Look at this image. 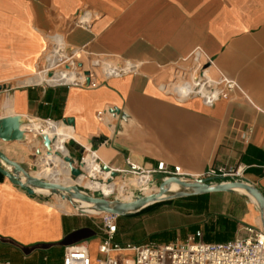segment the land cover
Here are the masks:
<instances>
[{
	"label": "crops",
	"instance_id": "0c3cea01",
	"mask_svg": "<svg viewBox=\"0 0 264 264\" xmlns=\"http://www.w3.org/2000/svg\"><path fill=\"white\" fill-rule=\"evenodd\" d=\"M83 12L92 16L87 26L74 21ZM52 38L67 52L79 50L74 60L95 86L24 83L43 64ZM195 50L235 80L250 102L235 94L207 106L161 93L165 65ZM93 57L123 63L96 65ZM102 63L138 67L106 76ZM1 87L0 119L61 124L72 135L66 142L73 160L79 159V136L98 138L84 155L91 149L112 169L125 168L127 158L145 168L164 162L191 175L241 165L244 182L264 197V0H0ZM114 108L120 114L110 113ZM39 141H0L6 147L0 151L28 173L44 158L35 155ZM40 195H28L0 174V262L62 264L64 249L80 244L97 257L104 238L100 217L63 212ZM243 199V212L231 218L235 230L260 224L257 206Z\"/></svg>",
	"mask_w": 264,
	"mask_h": 264
},
{
	"label": "built area",
	"instance_id": "2783aa9c",
	"mask_svg": "<svg viewBox=\"0 0 264 264\" xmlns=\"http://www.w3.org/2000/svg\"><path fill=\"white\" fill-rule=\"evenodd\" d=\"M91 19L92 16L88 12H83L74 21L81 26H87ZM61 45L55 42L49 44L47 54L43 64L37 70V74L54 76L55 73H61L63 79L51 83L43 81L34 84L66 87L95 86L96 84L90 78L89 73L84 72L81 64L74 60L79 50L74 49L67 52L64 45ZM92 63L98 65L94 61ZM211 66L212 61L205 58L200 50H195L190 56L165 65L167 77L157 84V89L164 95L179 101L199 98L207 106H212L219 100L232 99L235 94L250 102L246 93L235 80L222 73L212 76L209 72ZM137 67L136 64L131 63L130 66L115 68L105 75L118 76ZM102 114L103 112L97 113L98 116ZM24 120L23 125L34 123L39 127L48 126L50 122V120L30 118H24ZM21 130L31 134L29 129L21 128ZM247 133L249 134L251 131ZM33 135L40 140L39 143L41 144L43 134L37 132ZM50 141L51 146L53 142ZM248 141V136L243 139L244 143ZM89 153L92 156L94 151L92 152L90 149ZM93 161L96 163V174H98L103 170L102 166L105 164L95 157ZM74 165L79 168V163L75 162ZM125 165L126 167L123 169L109 167L104 180L98 177L91 178L104 185L114 183L116 179L124 183V180L131 178L137 182L131 187L127 186L126 183V187L122 191L120 189L114 190L112 194L108 195V198L112 197V200L125 202V198H128V201H133L138 196H136L137 193L145 196L143 191L146 189L157 192L159 185L171 177L186 182L206 180L209 184H225L242 181L245 171L241 165L235 167L213 165L201 174L191 175L185 173L179 166H167L164 162H157L154 167L145 168L128 158L125 160ZM113 172L116 173V176H112ZM156 175L161 176L159 181L155 179ZM99 215L104 238L97 246L98 256L93 259L85 245H75L64 249L62 264H264V229L261 218L257 227L240 226L236 230L234 239L227 242H204L202 240L203 233L196 230L194 233L188 234L184 241L136 246L130 243L120 245L114 241L119 217L117 214L103 212ZM113 255H119L120 260L119 257ZM0 264L10 263L5 261L0 262Z\"/></svg>",
	"mask_w": 264,
	"mask_h": 264
},
{
	"label": "rangeland",
	"instance_id": "374dc122",
	"mask_svg": "<svg viewBox=\"0 0 264 264\" xmlns=\"http://www.w3.org/2000/svg\"><path fill=\"white\" fill-rule=\"evenodd\" d=\"M258 1V0H253ZM94 62L98 64L101 61H109L111 63L122 64L123 62L117 59L103 58V57H93ZM212 76H215L219 73V70L213 69L210 72ZM31 134L37 133L30 131ZM35 139H31L29 143H25L27 146L34 144ZM67 141V140H66ZM65 141V142H66ZM2 148L5 145L0 143ZM68 151V156H70L69 151L70 145L68 146L67 142L64 143ZM39 145L37 146V148ZM36 148V149H37ZM81 148V149H80ZM79 159L75 160L76 163H79L84 155V150L80 147ZM9 153V150H5ZM11 152V151H10ZM71 157V156H70ZM40 161H34V166L30 167V170L27 174L32 177L46 179L45 176H37L32 174L39 170L38 164ZM83 175L91 180L98 182L97 180H92V177H96L95 174L89 173ZM241 182H244L242 179ZM124 183H127V186L133 185L132 179L124 180ZM245 183V182H244ZM121 185V182L116 180V185L114 190L118 189ZM77 187V186H74ZM81 192L85 194L93 195V197H102L104 199L112 200V197L108 198V194L92 190H88L82 187H77ZM145 191V190H144ZM143 191V192H144ZM119 192V191H118ZM55 194L57 196H55ZM58 192L50 193L48 195H40L45 200L55 207H59V199L61 196ZM140 195L139 193L136 194ZM165 196V195H164ZM202 196V197H201ZM248 198L251 199L249 195ZM247 198L241 192H222V193H211L206 195H191L186 197H172L161 200L157 203L158 205H149V209L130 216H119L117 220V236L115 237V242L120 245H125L130 243L132 245H143V244H167L177 242L178 240L184 241L188 234L194 233L196 230H200L203 233L202 240L206 242L205 237H209L207 242L210 243H222L223 240L214 236V233L209 231V229H218L221 228V219H227L228 221L234 222L231 219L234 215L237 217L244 210V202ZM131 202V201H130ZM156 204V203H154ZM61 210V209H60ZM63 212H73L67 208H62ZM98 213V214H96ZM102 211H91L92 216L100 217ZM243 226V225H242ZM240 227V226H239ZM237 227V229L239 228ZM236 229V230H237ZM215 230V231H216ZM236 230L230 238L231 241L235 237ZM114 257H119V255H113ZM129 257V256H127ZM96 258V257H95ZM120 260V257H119Z\"/></svg>",
	"mask_w": 264,
	"mask_h": 264
},
{
	"label": "water",
	"instance_id": "95a60500",
	"mask_svg": "<svg viewBox=\"0 0 264 264\" xmlns=\"http://www.w3.org/2000/svg\"><path fill=\"white\" fill-rule=\"evenodd\" d=\"M2 87L0 88V90ZM110 113L113 114H120V111L117 108L111 109ZM25 122L24 118L14 115V116H6L0 119V141L2 142H22V143H29L31 139H35L34 135L28 134L27 132H24L21 130V125H23ZM68 122H72V120H68ZM41 144L39 147L35 150L36 156H43L44 150H48L51 144V141L48 137L42 136L41 137ZM99 140L98 138H94L92 140H89L91 143H96V141ZM63 160L65 163H67L70 175L73 178H76L81 175V167H82V160L79 162V168L75 167L74 163L75 160H73L70 156L63 157ZM4 166L9 167L10 170H6ZM102 169L104 171H108L109 167L106 165L102 166ZM0 174L4 176L10 183H12L14 186H17L24 190L28 195H35L37 194L35 192L36 188L41 189H47L51 193L58 192L59 194L64 193H70L76 198L89 202V203H95V204H101L102 205V213H113L117 214L118 216H130L134 215L147 206L157 203L161 200L172 198V197H186L191 195H205V194H211V193H222V192H236L233 189L234 188H240L246 191L247 194H244L246 197L249 195L254 199V204L257 206L260 217L262 220V226L264 229V197L262 194L253 186L238 181V182H231V183H217V184H209L206 182V180H197L192 182H186L179 180L177 178L171 177L165 179L163 183L159 185V190L152 194V196H141L138 195L133 201L131 202H120L118 200H105L101 197H93L90 194H85L81 192L77 187H64L60 186L58 184L46 182L44 180L36 179L31 177L29 174H27L21 166L11 161L7 156H5L0 151ZM112 176H116V173L113 172ZM155 179L159 181L161 179L160 175H156ZM168 183H177L180 186H187L189 190L180 191L173 196H168L167 198H160L163 195L168 194V190L166 189V185ZM250 199V198H249ZM251 200V199H250ZM151 201L150 204L148 202ZM129 209H136L134 212H127L124 211ZM82 213V212H78Z\"/></svg>",
	"mask_w": 264,
	"mask_h": 264
},
{
	"label": "bare ground",
	"instance_id": "6f19581e",
	"mask_svg": "<svg viewBox=\"0 0 264 264\" xmlns=\"http://www.w3.org/2000/svg\"><path fill=\"white\" fill-rule=\"evenodd\" d=\"M53 42L59 45L63 44L60 38L53 39L51 43ZM115 68L117 67L110 66L106 63L101 64V69L104 73H110ZM213 69L214 68L211 66V68L209 69V72H212ZM62 79L63 77L61 73H55L54 76L53 75L46 76L43 74H37V71H36L30 77L26 78L24 83L31 84V83H40L43 81L51 83V82L60 81ZM62 123L66 124V122H62ZM21 128L29 129V131L41 132L43 136L48 137L49 140H52L53 142L52 145L49 147V149L46 150V153H44V158L40 160V163L38 164L39 170L37 172H33L32 174H35L37 176H45L46 179L50 181V183L58 184L60 186H64L68 188L77 186V187H82L88 190H92L93 192L95 191L102 192L103 195L108 194V193L110 194L114 191L116 182L108 184V185H104L100 182L91 181L83 175V173L84 174L93 173L99 179L101 180L105 179L107 171L102 170L100 173L96 174V167H95L96 163L93 161V158L94 157L97 158L98 156L96 153H94L92 156L89 153L83 155V158H82L83 164L81 167L82 174L80 176L73 178L70 175L69 167L67 163L64 162L63 157L68 156V151L66 147L64 146V142L72 138V135L68 131V129L61 126V124L49 122L48 126L39 127L38 125L32 123V124L21 125ZM75 139H76V142L82 147L83 150L91 145V142L87 138L77 136ZM36 179H39V178H36ZM40 180L46 181L45 179H40ZM120 182H121V185L119 189L120 191H122L123 188L126 187L125 186L126 183H123V181H120ZM132 183L137 184L135 180H132ZM166 189L168 190V194H166L165 196L163 195L160 198H167L168 196H173L174 194L180 191L189 190L187 186H180L177 183H168L166 185ZM233 190L236 192L247 194L245 190L240 189V188H234ZM35 192L38 194H42V195H48L51 193L49 190L41 189V188H36ZM143 193L145 196L149 197V196H152V194L156 193V191L152 192V190L146 189ZM59 196L61 197L59 199L60 204L58 208L61 210L62 208H67L68 210H71V211L73 210L74 212H77V213L82 212V213L89 214V215H93V214H90L91 211H102L101 204L89 203V202L80 200L70 193L62 192L60 193ZM125 199H126L125 202H130L127 200L128 198H125ZM105 200H108V199H105ZM251 202L252 203L255 202L252 197H251ZM150 203L151 201L148 202V204ZM135 210L136 209H129L124 212L125 213L134 212Z\"/></svg>",
	"mask_w": 264,
	"mask_h": 264
},
{
	"label": "trees",
	"instance_id": "16d2710c",
	"mask_svg": "<svg viewBox=\"0 0 264 264\" xmlns=\"http://www.w3.org/2000/svg\"><path fill=\"white\" fill-rule=\"evenodd\" d=\"M206 195V194H205ZM159 203H156V204H153V205H158ZM149 207L151 206H147L146 208H144L143 210H141L140 212L142 211H145L147 209H149ZM138 212V213H140ZM137 214V213H136ZM135 215V214H134ZM221 223L219 225H221V228H218L217 230L216 229H209V231L213 232L214 233V236L219 238V239H222L223 242H227L228 240H230V238L232 237L234 231H235V226H236V223L235 222H231V221H228L227 219H221ZM216 230V231H215ZM208 238L209 237H205V239L208 241ZM206 241V242H207ZM209 243V242H208Z\"/></svg>",
	"mask_w": 264,
	"mask_h": 264
}]
</instances>
